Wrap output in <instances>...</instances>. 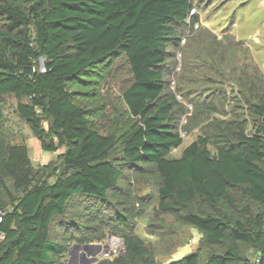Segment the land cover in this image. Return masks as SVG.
Listing matches in <instances>:
<instances>
[{"label": "trees", "instance_id": "obj_1", "mask_svg": "<svg viewBox=\"0 0 264 264\" xmlns=\"http://www.w3.org/2000/svg\"><path fill=\"white\" fill-rule=\"evenodd\" d=\"M193 8V0H0V264H66L70 245L87 244V222L111 226L123 241L122 253L96 264H264V76L243 68L236 80L251 129L214 117L180 157H168L186 113L167 90L169 60ZM121 55L131 121L118 134L99 133L69 87ZM7 96L41 150L64 147L58 167H33L25 140L12 141ZM203 100L198 110L218 112ZM148 168L158 179L156 210L203 234L204 260L195 252L158 263L127 230L129 173Z\"/></svg>", "mask_w": 264, "mask_h": 264}, {"label": "rangeland", "instance_id": "obj_2", "mask_svg": "<svg viewBox=\"0 0 264 264\" xmlns=\"http://www.w3.org/2000/svg\"><path fill=\"white\" fill-rule=\"evenodd\" d=\"M193 3L191 15H198V27L187 25L183 34L185 42L170 58L172 66L167 74V90L174 93L178 103L186 108L178 122L182 142L168 153V157L173 158L180 157L183 149L203 134L202 129L214 117L243 120L247 130L251 129L255 118L247 104L238 106L237 103L243 102L238 101L236 80L243 68L250 74L256 68L264 76V0H193ZM219 39L228 44V49L222 42L221 45L215 44ZM209 64L216 68L209 67ZM90 71L86 78L88 82L70 85L74 101L90 110L89 119L99 133L118 134L131 121L121 98V92L131 77L125 59L118 56ZM205 97L214 103L218 112L198 110ZM219 98H222L221 102ZM1 101L6 129L12 141L25 140L33 167H58L64 147L54 152L41 150L30 127L15 113V97L7 96ZM43 123L46 127V122ZM208 149L215 151L212 144ZM128 179L130 199L126 205L131 217L127 230L143 241L156 261L167 263L195 252L204 260L207 249L203 234L172 213L159 214L156 210L158 179L153 169L148 168L143 174L129 173ZM86 224L92 227L86 238L87 244L100 246V251L95 254L96 260L91 264L103 259L112 260L124 251L122 239L112 235L111 226L101 222ZM78 245L82 246L81 243ZM81 250H78V264H81ZM247 253L252 256L251 250Z\"/></svg>", "mask_w": 264, "mask_h": 264}, {"label": "water", "instance_id": "obj_3", "mask_svg": "<svg viewBox=\"0 0 264 264\" xmlns=\"http://www.w3.org/2000/svg\"><path fill=\"white\" fill-rule=\"evenodd\" d=\"M121 245H123V241H121ZM81 248L82 250L79 252V262L81 264H91L96 260L95 254L100 251V246H95L92 244H84L82 246L78 244L72 245L68 249V261L66 264H78V250Z\"/></svg>", "mask_w": 264, "mask_h": 264}, {"label": "built area", "instance_id": "obj_4", "mask_svg": "<svg viewBox=\"0 0 264 264\" xmlns=\"http://www.w3.org/2000/svg\"><path fill=\"white\" fill-rule=\"evenodd\" d=\"M193 10V9H192ZM192 10L190 11V14L188 15V17L186 18V24L188 25V27H191L193 26L194 28L198 27V23H194V24H191V13H192ZM185 42V38L183 37L182 38V41H181V44H183ZM0 222H1V216H0ZM4 233L0 230V241L4 239Z\"/></svg>", "mask_w": 264, "mask_h": 264}]
</instances>
